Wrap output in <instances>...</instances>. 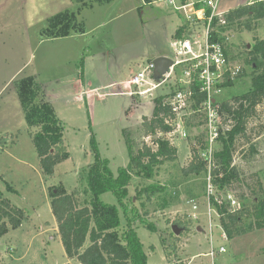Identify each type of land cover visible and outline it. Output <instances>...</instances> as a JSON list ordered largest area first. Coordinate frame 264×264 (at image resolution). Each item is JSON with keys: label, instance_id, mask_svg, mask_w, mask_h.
Returning a JSON list of instances; mask_svg holds the SVG:
<instances>
[{"label": "rangeland", "instance_id": "374dc122", "mask_svg": "<svg viewBox=\"0 0 264 264\" xmlns=\"http://www.w3.org/2000/svg\"><path fill=\"white\" fill-rule=\"evenodd\" d=\"M247 1L218 0L216 11L226 13ZM76 8L66 0H0V86L23 66L0 96V192L26 213L18 227L7 225V232L0 236V264H78L76 258L65 255L57 234L50 207L52 191L63 187L84 204L85 184L79 182V177L82 169L95 160L92 139L96 153L108 160L114 176L129 163L126 137L132 141L133 151L143 144L155 147L151 137L139 129L140 124L144 117H151L154 98L176 84L182 68L176 66V78L145 96L137 95L136 87L128 83L155 58L176 59L174 34L181 25H185L191 39L199 42L205 33L203 22L192 21L193 17L188 20L165 0H154L152 4L112 0L78 11ZM66 10L75 12L84 32L66 40L43 39L40 31L47 19ZM245 21L242 18L240 25L214 26L229 51L232 66L242 71L230 86L221 89L216 97L219 102L232 103L233 96L240 97L251 85L252 70L246 58L254 39L264 38V18L249 22V30L243 27ZM28 75L37 76L44 85L64 125L69 158L56 164L51 175L40 169L15 90V80ZM221 113L225 126L230 114ZM200 121L199 116L186 117L185 137L171 136L175 132L160 135L177 148V158L160 165L149 178L132 173L125 199L126 215L111 192L102 193L100 199L119 208L122 227L127 224V215L136 217V234L148 264L185 263L182 259L188 264H264V228L231 239L222 237L215 208L208 214V172L184 175L181 171L192 159V147L199 149V141L206 140ZM239 138L232 165L248 186L236 184L230 192L238 201L245 196L251 205L260 193L258 182L264 194V102L248 121L246 136ZM218 148L219 143H215L213 149ZM217 198L223 199L222 193ZM178 218L191 224L175 238L171 225ZM251 221L254 217H246V222ZM147 223L155 230L143 226Z\"/></svg>", "mask_w": 264, "mask_h": 264}, {"label": "trees", "instance_id": "16d2710c", "mask_svg": "<svg viewBox=\"0 0 264 264\" xmlns=\"http://www.w3.org/2000/svg\"><path fill=\"white\" fill-rule=\"evenodd\" d=\"M73 1L79 5H85L88 2L102 3L111 0ZM143 1L145 4L153 2V0ZM180 2L187 3V0H180ZM242 18L246 19L243 27L248 30L250 29L249 22L264 18V0H254L238 8L230 9L224 14L226 24L238 22L240 25ZM185 29V25L178 27L174 37L176 39L185 37ZM83 32V23L78 20L75 12L66 10L48 18L45 27L40 31V36L43 39H52ZM209 39L221 41L218 33H213ZM226 54H229L227 49ZM247 55L246 63L251 66L252 70L251 85L240 97L233 96L232 103L221 102V110L230 114L232 127L225 131L216 142V144L219 143V148L215 149L213 154L214 164L210 172L216 192L210 198V205L215 208L222 231L229 239L264 228V194L260 182H258L260 193L253 197L251 205L247 204V198L242 195L239 199L240 207L235 210H232L225 200L218 203L215 199L219 194L231 191L236 184H246L232 165V160L236 141L239 137L246 136L248 121L256 114L257 107L264 102V38L254 39ZM239 75H242V71H239L234 78ZM232 83V81L225 83V86H230ZM15 90L25 123L30 129L29 133L37 153L40 169L43 174L51 175L56 164L69 158V152L63 139L64 125L56 115L49 101L47 90L37 80V76L28 75L16 79ZM194 96L197 103L204 99L202 94L196 93ZM162 97L154 98L151 117L149 119L144 117L139 127L145 136L151 137L154 148L143 144L133 151L132 141L126 137L129 163L126 167L120 168L118 174L114 176L108 166V160L96 153V144L92 139L91 146L95 151V160L82 169V175L79 177V182L85 184L82 191L86 196L84 204L81 205L76 195L72 192L68 193L63 187H56L55 191H52L50 207L57 224V234L65 255L68 258H76L78 264H148L147 255L136 234L133 222L136 217L132 218L127 215V224L122 227L119 208L103 202L100 195L111 192L116 197L122 213L126 215L128 206L125 199L128 197V185L132 173L149 178L160 165L176 160L177 148L168 139L155 137L159 133L171 130L164 123L162 116V112H167L162 106ZM11 143H13L12 140ZM199 143V149L192 147L190 162L181 168L184 175H199L208 172V163L200 157V152L206 148V143L204 141H199ZM249 216L254 217V221L246 222V217ZM25 219V211L13 206L9 199L3 197L0 192V236L7 232V225L10 228H16ZM173 224L182 228L183 231L189 230L191 221L178 218L173 220ZM143 226L151 231L155 230V227L148 223ZM175 238L178 237L175 236ZM161 241L164 245L163 238ZM163 248H166L165 245Z\"/></svg>", "mask_w": 264, "mask_h": 264}, {"label": "built area", "instance_id": "2783aa9c", "mask_svg": "<svg viewBox=\"0 0 264 264\" xmlns=\"http://www.w3.org/2000/svg\"><path fill=\"white\" fill-rule=\"evenodd\" d=\"M166 1L172 5L174 10L182 11L188 20L193 17L192 21L203 22L205 27L203 40L199 42L191 39L190 33L177 39L175 42L176 59L173 60V65L168 72L161 76L159 81L153 78L154 64L153 61H150L142 71L132 76L129 84L136 87L137 95L145 96L154 89L169 84L172 78H176L174 70L176 66L182 68V74L176 84L162 97V106L167 111L162 112V116L164 123L171 130L159 133L155 137L162 134L170 136L173 132L175 133L171 136L176 134L185 137L186 117L199 116L201 118L200 122L202 125L204 124L206 132V148L200 152V157L208 163L205 198L209 214L213 209L210 205V198L216 194L209 170L214 164L215 149L213 146L223 135V132L232 127L231 120H228V123L223 126L221 102L217 101L216 97L221 89L226 87L225 83L234 79V76L240 71V67L232 66L229 56L226 54L224 42L209 39L213 33L218 32L214 26L220 27L226 24L225 13L216 11L218 0H195L187 3H181L180 0ZM197 4L199 6L196 7ZM196 93L204 96V99L198 103L194 96ZM168 140L170 141V139ZM222 196L223 199L215 197L218 203L225 200L232 210L240 207L239 201L230 191L225 192ZM193 208H196L195 204H193ZM222 237H225L224 233H222ZM219 250L223 251L224 248L221 247ZM212 253L211 251L210 254L212 255Z\"/></svg>", "mask_w": 264, "mask_h": 264}, {"label": "water", "instance_id": "95a60500", "mask_svg": "<svg viewBox=\"0 0 264 264\" xmlns=\"http://www.w3.org/2000/svg\"><path fill=\"white\" fill-rule=\"evenodd\" d=\"M153 64V78L154 80L159 81L161 76L168 72L169 68L173 65V60L165 56H159L153 60ZM197 230L200 231L201 228L197 227ZM171 231L174 235L178 236L182 231V228L178 227L176 224H173L171 225Z\"/></svg>", "mask_w": 264, "mask_h": 264}, {"label": "crops", "instance_id": "0c3cea01", "mask_svg": "<svg viewBox=\"0 0 264 264\" xmlns=\"http://www.w3.org/2000/svg\"><path fill=\"white\" fill-rule=\"evenodd\" d=\"M67 2H69V3H73V5H75L76 4V6H77V8H76V10L78 11L81 7H92L93 6V4H100V3H98V2H88L87 4H85V5H79V4H77L76 2H74L73 0H66ZM86 2L87 1H89V0H85ZM112 1V0H111ZM143 1V0H142ZM166 1V0H165ZM193 1H195V0H187V2H193ZM252 1H254V0H249V1H247L246 3H244L243 5H245V4H247V3H250V2H252ZM109 2V1H108ZM153 2H154V0H153ZM152 2V3H153ZM104 2H102V4H103ZM143 3H144V1H143ZM151 3V4H152ZM145 4V3H144ZM63 7H68V6H63ZM54 15V14H53ZM47 19V18H46ZM186 34H188V32L186 33ZM73 35L71 34V35H69V36H66V37H60V38H52L53 40H58V39H62V40H66V38H70V37H72ZM23 67V66H22ZM22 67H20L19 69H17L11 76H10V78L8 79V81L4 84V86L2 85V86H0V96H1V94L3 93V91H4V89H5V86L6 85H8L9 83H10V81L11 80H13V78L14 77H16L17 75H18V73H20V71H21V69H22ZM127 84V83H126ZM129 84V83H128ZM82 93H84V91L82 92ZM17 98H18V96H17ZM19 101V100H18ZM182 260H184V262L185 263H183V264H188L187 263V261L185 260V259H182Z\"/></svg>", "mask_w": 264, "mask_h": 264}]
</instances>
